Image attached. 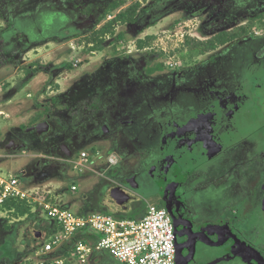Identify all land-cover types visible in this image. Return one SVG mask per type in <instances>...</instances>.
Segmentation results:
<instances>
[{
    "label": "rangeland",
    "instance_id": "374dc122",
    "mask_svg": "<svg viewBox=\"0 0 264 264\" xmlns=\"http://www.w3.org/2000/svg\"><path fill=\"white\" fill-rule=\"evenodd\" d=\"M150 1L115 0L106 12H95H105L97 21L96 15L95 29L72 35L70 43L50 39V44L29 49L26 63L34 61L37 67L28 79L18 80L16 88H12L16 80L11 75L21 73L19 63H3L0 57V180L16 178L24 189L36 192L40 188L42 195L52 196L73 211L141 218L146 214L147 200L158 203L153 192L144 193L143 199L133 201L123 212L87 202L104 198L107 183L131 190V177L158 169L149 188L153 190L169 177L165 167L181 166L179 154L183 147L193 153L192 148L198 149L203 141L224 143L225 136L236 135L230 124L244 126L243 135L251 139L258 129L264 135V110L258 107L259 98L264 100L263 89H252L255 77L263 74L252 55L264 54V0L240 4L227 24L215 23L211 0H185L176 6L170 1L154 11L155 17L158 15L154 21L141 17L134 24L128 21L127 12L118 17L131 6L136 16ZM217 1L220 13L227 4L236 6V0ZM86 2L80 4L86 6ZM198 8L206 11L197 16L194 12ZM259 11L263 13L260 18L255 16ZM112 20L111 29L100 33L99 29ZM94 35L105 36L103 44L92 47ZM225 39L232 40L230 55L235 65L231 78H211V58L215 54L225 56ZM242 55L248 57L244 68L237 58ZM223 81L228 82L233 94L217 91ZM244 96L245 112H239ZM44 121L52 123L48 132L26 130ZM218 133L226 134L224 142L216 138ZM11 140L25 145L7 146ZM250 143L257 150L258 146ZM62 145L72 148L73 154L61 150ZM83 151L89 154L88 168L80 172L75 166ZM112 153L119 155L116 165L108 161ZM48 157L61 158L66 172L45 178L32 175L35 162ZM185 175L190 178L193 173ZM139 178L137 183L142 182ZM132 186L136 188L134 182ZM2 190L0 184V193ZM25 203L15 198L0 203V264L40 261L32 252L39 242L35 227L45 233L50 222L27 218L32 210ZM30 257L31 262L27 260ZM229 259L225 257L226 264ZM87 264L122 263L103 251L94 254Z\"/></svg>",
    "mask_w": 264,
    "mask_h": 264
},
{
    "label": "flooded vegetation",
    "instance_id": "af4514ba",
    "mask_svg": "<svg viewBox=\"0 0 264 264\" xmlns=\"http://www.w3.org/2000/svg\"><path fill=\"white\" fill-rule=\"evenodd\" d=\"M86 1L88 0H16L15 2L0 0V20H3L0 23V57L4 60L3 63L9 60L19 63L18 68L21 70V73L11 75L16 80L12 88L20 84V82L17 83L18 80L23 82V79L25 81L35 72L33 68L37 65L32 64L34 61L26 63L29 49L41 44H50V39H64L70 43L72 35L96 28L94 19L97 15L95 19L97 21L102 15L95 13L97 10L106 11L108 7L116 4L115 0L106 5L103 4L106 0H89L90 4ZM95 1H98V4ZM245 1L250 3L251 0H236L235 7L227 4L221 8L222 13H220L218 12L220 2L211 0L210 10L213 11L215 23L227 24L229 17L234 15V10ZM82 2H86V6L80 4ZM179 2L183 4L185 0H151L144 8H140L139 14L135 16L134 24L141 17H144L143 20L146 21H154L158 18V15L155 17L154 11L156 12L164 4L170 3L176 6ZM194 4L196 5V2ZM205 11L204 9L203 12ZM195 12L197 16L203 13L199 8ZM262 14L259 11L255 16L260 18ZM57 24H59L58 28ZM243 36L246 37V35ZM97 37L100 40L106 39L102 35ZM259 37L253 36L256 40ZM231 41L226 39L224 42L225 56L215 54L211 58V63L214 64L210 73L211 78L231 76L235 65V61H232L234 58L230 55L233 50ZM90 45L94 47L96 43L93 41ZM252 57L258 64L259 70H263L261 76L255 77L252 89L256 88L260 91L263 89L264 93V54H254ZM237 58L238 63H243L244 68V65L248 63V57L242 55ZM238 63L237 66H239ZM223 82L222 85L225 88L221 86L217 91L233 94V89L226 84L228 82ZM244 98L246 97L241 98L243 105L239 112H245ZM262 99L259 98L258 107L264 110ZM232 102L230 101V104L234 105ZM168 121L173 122L175 118ZM230 127L236 135L224 137L226 134L218 133L220 137H216L220 141L224 137L226 139V142L222 141L224 143L203 141L198 149L192 148L193 153L190 149L183 147L179 154L181 166L176 164L172 168L165 167V172H170L169 177L153 190L149 188L152 187L154 175L158 169L154 173L148 169L142 176L131 177L132 189L127 190L122 187L131 195V199L123 204H119L111 196L112 189L119 186L112 183H107L108 192L104 198L96 201L91 199L87 204L104 209L114 207L119 212H123L133 201L143 199L144 193L153 192V199L168 211L173 220L177 263L226 264L225 257H230L228 264H259L252 256V253L256 252L262 257L264 264V145H262L264 135L258 129L254 132L256 137L251 139L243 135L244 126L239 123L230 124ZM51 128H53L52 123H50ZM104 129L107 127L104 126ZM33 131L39 133L37 130L29 132ZM250 140L253 145L258 146L257 150L255 147L251 148ZM10 145L16 148L23 147L25 144L11 140L7 146ZM241 146H244V151L241 150ZM70 150L73 154L72 148ZM112 154L115 155L117 164L119 155ZM66 170L61 158L48 157L37 160L31 168V174L37 178H45ZM186 172H191L193 175L188 178L185 175ZM139 177L141 183H137ZM132 182L135 183L136 188L132 186ZM124 197L126 196H121V199ZM147 203H150V200H147Z\"/></svg>",
    "mask_w": 264,
    "mask_h": 264
},
{
    "label": "built area",
    "instance_id": "2783aa9c",
    "mask_svg": "<svg viewBox=\"0 0 264 264\" xmlns=\"http://www.w3.org/2000/svg\"><path fill=\"white\" fill-rule=\"evenodd\" d=\"M88 159V152L83 151L75 169L80 172L87 169ZM108 161L116 164L115 155L110 154ZM0 184L3 186L0 203L12 198L22 200L31 206L37 218L50 222L33 246L34 256L40 259L36 264H87L99 251H107L122 264H177L174 223L159 204L149 203L141 218L100 212L86 214L58 204L52 196L42 195L40 188L36 192L24 189L16 178L9 182L0 180ZM31 258L27 260L31 262Z\"/></svg>",
    "mask_w": 264,
    "mask_h": 264
},
{
    "label": "water",
    "instance_id": "95a60500",
    "mask_svg": "<svg viewBox=\"0 0 264 264\" xmlns=\"http://www.w3.org/2000/svg\"><path fill=\"white\" fill-rule=\"evenodd\" d=\"M50 129V123L47 122V121H44V122H41L35 126H32L30 128H28L27 130H37L39 133H43V132H46ZM63 148L64 150L68 151V152H71L70 148L67 146V145H63ZM126 196L124 197L123 199H121V196ZM111 196L117 200V202L119 204H123L127 201H129L131 199V195L129 193H127L125 191V189H123L121 186H116L112 189V192H111ZM42 236V232L41 231H37L36 233V237L37 238H40ZM241 248L243 249L244 247L241 245ZM252 256L253 258L256 259V261L259 263V264H263L262 263V257L257 254L256 252L255 253H252ZM179 264V263H177Z\"/></svg>",
    "mask_w": 264,
    "mask_h": 264
},
{
    "label": "trees",
    "instance_id": "16d2710c",
    "mask_svg": "<svg viewBox=\"0 0 264 264\" xmlns=\"http://www.w3.org/2000/svg\"><path fill=\"white\" fill-rule=\"evenodd\" d=\"M111 7V6H110ZM110 7H108L107 8V10L110 8ZM106 10V11H107ZM105 11V12H106ZM105 12L101 15V17L100 18H102V16H104L105 15ZM127 12V13H126ZM135 12H136V9H135V7L134 6H131V7H129V8H127V11H123V12H121V14L118 16V17H121V15H123L124 13H126V15H127V19H128V21H130L131 23H134L136 20H135ZM113 22H114V20H112V21H110L109 23H108V25H104V27H102L101 29H100V33H106V32H108L110 29H111V24H113ZM246 31V29L244 28L243 29V32H245ZM95 42H96V45L97 46H100V44L101 43H103L102 41L103 40H100L98 37H96L95 39ZM226 40V39H225ZM22 83V82H21ZM22 204H24V203H22ZM25 205H26V207H28L29 208V205L28 204H26L25 203ZM27 218H31L32 219V221L33 220H36V218H37V214L36 213H34V212H31L29 215H28V217ZM44 225H46V223L44 222L43 223V226ZM47 228H48V226H47ZM42 229L40 228V227H35V234L37 233V231H41ZM37 240H39L38 238H37Z\"/></svg>",
    "mask_w": 264,
    "mask_h": 264
},
{
    "label": "crops",
    "instance_id": "0c3cea01",
    "mask_svg": "<svg viewBox=\"0 0 264 264\" xmlns=\"http://www.w3.org/2000/svg\"><path fill=\"white\" fill-rule=\"evenodd\" d=\"M151 203V202H150ZM149 204V203H148ZM156 204V203H155ZM148 206V205H147ZM80 212H82V213H85L84 212V210H79ZM109 214H112V213H109ZM113 215H115V214H113ZM116 216V215H115ZM118 217H124V216H118ZM124 218H129V217H124ZM48 229V228H47ZM42 232V231H41ZM43 232H42V236H43ZM42 236L40 237V238H38L39 240L42 238ZM107 252V251H106ZM96 253H102L103 254V251H99V252H96ZM96 253H94V254H96ZM94 254L91 256V258L94 256ZM116 261V260H115ZM117 262V261H116ZM117 263H119V262H117Z\"/></svg>",
    "mask_w": 264,
    "mask_h": 264
},
{
    "label": "snow or ice",
    "instance_id": "6c2138e0",
    "mask_svg": "<svg viewBox=\"0 0 264 264\" xmlns=\"http://www.w3.org/2000/svg\"><path fill=\"white\" fill-rule=\"evenodd\" d=\"M192 130H196L195 128H193Z\"/></svg>",
    "mask_w": 264,
    "mask_h": 264
}]
</instances>
